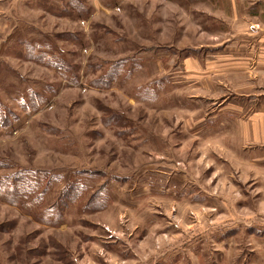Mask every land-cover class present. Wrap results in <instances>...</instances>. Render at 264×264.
<instances>
[{"label": "rangeland", "instance_id": "1", "mask_svg": "<svg viewBox=\"0 0 264 264\" xmlns=\"http://www.w3.org/2000/svg\"><path fill=\"white\" fill-rule=\"evenodd\" d=\"M198 1L0 0V264H264V72L197 80Z\"/></svg>", "mask_w": 264, "mask_h": 264}, {"label": "crops", "instance_id": "2", "mask_svg": "<svg viewBox=\"0 0 264 264\" xmlns=\"http://www.w3.org/2000/svg\"><path fill=\"white\" fill-rule=\"evenodd\" d=\"M200 3L203 15L201 31L218 34L219 42L211 44L217 48V53H205L209 45H203L197 49H203L204 53L185 59L189 68L195 65L201 71L196 74L197 80L202 77L207 83L216 73L211 72L216 66L221 74L257 76V73L264 72V0H199ZM251 25H259V29L251 32L248 29ZM251 128L258 129L256 125L239 123L241 132ZM241 138L245 135L242 134Z\"/></svg>", "mask_w": 264, "mask_h": 264}, {"label": "built area", "instance_id": "3", "mask_svg": "<svg viewBox=\"0 0 264 264\" xmlns=\"http://www.w3.org/2000/svg\"><path fill=\"white\" fill-rule=\"evenodd\" d=\"M248 29H249V31H251V32L256 31V30L259 29V25H251V26H249Z\"/></svg>", "mask_w": 264, "mask_h": 264}]
</instances>
